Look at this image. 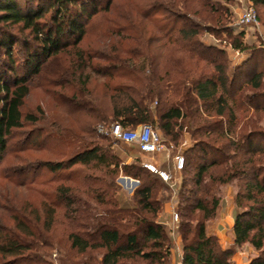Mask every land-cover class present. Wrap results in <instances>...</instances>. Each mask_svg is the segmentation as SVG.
Returning <instances> with one entry per match:
<instances>
[{
    "label": "trees",
    "instance_id": "trees-1",
    "mask_svg": "<svg viewBox=\"0 0 264 264\" xmlns=\"http://www.w3.org/2000/svg\"><path fill=\"white\" fill-rule=\"evenodd\" d=\"M113 1L0 0V52L8 60L0 62V154L10 152L25 120L37 121L22 110L34 79L46 65H60L66 57L72 72L56 86L75 89L64 101L85 113L88 133L98 123H120L129 130L153 125L167 145L177 147L188 132L193 146L185 153V168L172 190L143 169L141 159L123 163L111 143L91 144L65 161L42 162L39 169L51 174L78 165L100 169L106 190L21 185L41 199L0 214V264H45L40 254L60 245L54 228L61 205L70 229L67 243L82 257L71 264H171L173 239L159 219L172 193L180 216L182 264H233L246 244L258 253L251 264H264V51L246 48L239 34L230 45L249 51L248 58L231 70L228 52L202 40L234 34L223 28L228 8L213 0L157 1L138 6L136 19L117 15L115 7L114 38L108 41L114 45L84 51L89 24L101 11L110 12ZM250 1L256 9L264 7V0ZM18 45L23 74L17 72ZM93 76L104 80L102 94L89 90ZM129 148L138 156L137 148ZM120 173L139 182L130 199L116 183ZM234 184L235 245L223 249L208 226L222 208L223 191ZM107 188L114 194L109 196Z\"/></svg>",
    "mask_w": 264,
    "mask_h": 264
},
{
    "label": "rangeland",
    "instance_id": "rangeland-1",
    "mask_svg": "<svg viewBox=\"0 0 264 264\" xmlns=\"http://www.w3.org/2000/svg\"><path fill=\"white\" fill-rule=\"evenodd\" d=\"M157 1L164 2L166 5H172V2H170L171 0L113 1L110 12L106 13L101 11L93 22L89 24L87 36L81 45L82 49L92 53L101 52L99 49H104L108 44L109 46L114 45V43L110 44L108 41L109 37L112 36L114 38L115 7L117 15L127 13L129 17L136 19V9L138 6L145 9L147 5ZM249 1L250 0H213V2L225 6L224 8H228L230 14H228V20H225L223 23V28L234 30V34L229 35L228 33H221L218 38L210 35H204L202 37L205 43H215L218 47L228 52L231 70L238 68L245 59L248 58L249 51H236L233 50L230 45L235 38H238L239 34L242 33L244 35L241 40L246 48L264 51V7L255 8L259 26L238 25L241 16L249 7ZM191 5L195 6L196 4L194 5V2L191 1ZM174 10L179 11L177 7L174 8ZM135 21L137 20H134V22ZM21 50L22 49L18 45L16 52L18 61L17 67H19L17 71L18 74H23L25 72L21 65L24 60L23 55L20 53ZM67 60L69 61V58L64 57L60 65L53 62L46 65L41 77L38 76L34 79L31 92L25 99L22 110L25 116L32 115L36 117L37 121L31 122L29 119L25 120L23 128L15 131L10 145V152L0 154V214H3L6 210H13L15 207H21L22 204H27L33 201L34 198H36L35 200L41 199L38 193L33 191V188H21L23 184L33 183L34 186L45 190H48L50 186L59 184L80 186L82 192L91 188L102 194L106 190L102 177L104 171L100 169L94 170L90 167L86 168L78 165L72 170L51 174L47 169H39L40 164H43L42 162L68 160L87 146H91V144H113V151L125 164L129 156H137L136 151L131 150L127 145L116 142L110 137H106L107 139H105L100 136L96 129L101 126L102 123L94 124L91 128L94 133H88L86 130H88L87 124L89 120L85 113L77 111L73 109L72 105L65 103L64 97H68L75 89H72L68 85H64L65 89L62 90L56 85L65 84L66 80L70 77L68 73H71L72 70L69 69ZM0 62L8 63L7 58L4 56V51L0 52ZM247 70L248 69H245L244 73L247 72ZM87 72H90V70H87ZM244 80L248 81V78L243 79V77H241V81ZM102 83H104L103 79L101 80L93 76V80L89 84V90H94V94H102ZM74 87L77 89V84H75ZM244 92H247V89L244 90ZM105 126L109 128L111 125L108 124ZM149 126L153 127L161 134L158 128L153 125ZM186 137L193 140L191 134L187 132L183 135L180 144ZM91 178H100L101 181H92L90 180ZM122 178L129 177L120 173L116 179V183L121 189V194H123L124 199H127V193L130 189L127 184L123 185L120 182ZM177 178H180V174ZM109 179H107L106 182H109ZM131 180L137 181L135 179ZM50 181H52V183H50ZM227 189L233 192L235 197L238 191L237 184L228 186L225 190ZM109 191V196L114 194V190L109 189ZM171 195L174 196V193ZM83 197L90 205L96 206L93 201L90 199V201L88 200L87 196ZM174 203L176 204V200H174ZM65 209L64 205L58 207L57 222L54 228L55 241L59 242L60 245L53 251L40 254L39 258L42 257L45 264H71L79 262L82 259L76 251L70 249V245L67 243L70 229L68 227V221L64 217ZM100 209H103L101 205ZM96 254L97 253H95V256Z\"/></svg>",
    "mask_w": 264,
    "mask_h": 264
},
{
    "label": "built area",
    "instance_id": "built-area-1",
    "mask_svg": "<svg viewBox=\"0 0 264 264\" xmlns=\"http://www.w3.org/2000/svg\"><path fill=\"white\" fill-rule=\"evenodd\" d=\"M238 25L259 26L256 10L250 1L249 7L241 16ZM96 130L102 137H110L116 142L137 148L139 153L146 158L166 154L168 162L167 169H162L158 165L148 161H142L141 166L174 190L178 182L177 176L184 170L186 165L185 154L181 148L179 149L172 144L167 145L163 141L160 133L149 125H142L137 129L129 130L125 129L120 123H113L109 128L101 125ZM164 212L169 214L173 222L178 225L180 216L172 202L165 204ZM181 242L182 238L180 237L170 250L172 263L176 262V255L180 251Z\"/></svg>",
    "mask_w": 264,
    "mask_h": 264
},
{
    "label": "crops",
    "instance_id": "crops-1",
    "mask_svg": "<svg viewBox=\"0 0 264 264\" xmlns=\"http://www.w3.org/2000/svg\"><path fill=\"white\" fill-rule=\"evenodd\" d=\"M187 135V134H186ZM175 145L173 143H170L168 145ZM193 146V141L191 138L186 137L185 140L177 146V148H181L183 153L185 154L188 150L191 149ZM135 148V147H132ZM184 148V149H183ZM136 159H141L142 161H148L152 162L155 165H158V167L162 169H167L168 162L166 159V154H159L158 156L153 157H144L140 153H138V156H129L127 158L126 164H132ZM179 181V178H177ZM139 184L137 186L132 185V187L129 186V191L127 193V199H130L136 189L138 188ZM175 196V195H174ZM174 196L171 198L170 202H172L174 205ZM237 213L236 205L234 203V195L233 192H230L228 189L224 190L223 193V204L222 208L218 214V217L212 221L208 226V232L209 234L215 235L221 247L223 249H228L230 247H233L235 245V236H234V226H235V216ZM160 224L169 232L170 236L173 239V244L179 240L181 236L177 234L178 225H176L173 222L172 217L164 212L160 216ZM256 250L251 245H243L242 247L238 248L235 255L232 257V263L233 264H251V261L257 257ZM182 242L180 245V251L176 255V262L171 264H182Z\"/></svg>",
    "mask_w": 264,
    "mask_h": 264
},
{
    "label": "water",
    "instance_id": "water-1",
    "mask_svg": "<svg viewBox=\"0 0 264 264\" xmlns=\"http://www.w3.org/2000/svg\"><path fill=\"white\" fill-rule=\"evenodd\" d=\"M120 182L124 185L126 184V182L128 183V186H130L131 184L134 185V186H137L139 184V182L137 181H132L131 179L129 178H122L120 179Z\"/></svg>",
    "mask_w": 264,
    "mask_h": 264
}]
</instances>
